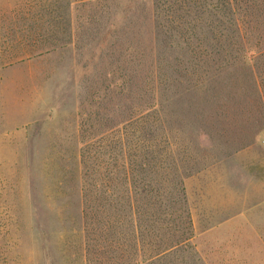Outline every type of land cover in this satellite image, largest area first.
<instances>
[{
	"label": "rangeland",
	"instance_id": "rangeland-1",
	"mask_svg": "<svg viewBox=\"0 0 264 264\" xmlns=\"http://www.w3.org/2000/svg\"><path fill=\"white\" fill-rule=\"evenodd\" d=\"M211 2L0 0V264H122L188 211L152 264H264V26Z\"/></svg>",
	"mask_w": 264,
	"mask_h": 264
},
{
	"label": "trees",
	"instance_id": "trees-1",
	"mask_svg": "<svg viewBox=\"0 0 264 264\" xmlns=\"http://www.w3.org/2000/svg\"><path fill=\"white\" fill-rule=\"evenodd\" d=\"M151 4L153 5V7L155 6V3L159 0H150ZM211 3H208V8L207 11L212 12L213 14H217L218 11L219 13H221L224 16H229L231 17V13L233 15H239V16H243L247 19H249L248 22H240V18L237 19V23L235 24L236 28L235 30H233V33L231 36L225 35L227 39L231 40L234 35L236 34L238 35L240 38L245 39L246 37H249L250 34L253 33V31L256 30H251L248 31V29H246V25L247 23H255L256 24V28L255 29H260L262 27V25L264 26V0H211ZM204 12L202 11V14ZM183 18V16H181ZM177 19V18H176ZM172 20L171 23H181V21L179 20ZM239 20V22H238ZM186 22V21H185ZM184 22H182L181 24H183ZM187 23V22H186ZM242 23H246L245 26H241ZM260 27V28H259ZM141 30V28H140ZM139 30V31H140ZM188 31L190 30V28L187 29ZM192 30V29H191ZM182 31V30H181ZM263 34H264V30H262ZM219 33V32H218ZM257 33V32H255ZM114 33H111V36H113ZM219 35L221 37L224 36V34L219 33ZM258 33L256 37H259L258 40L254 43H249V38L246 42L247 46L249 43V46L246 49H243V52L239 53V57L240 59H243L245 62H248V59H251L252 57H256L259 53V49L262 47V41H263V35H260ZM112 38V37H111ZM119 42H122V37L120 36L118 39ZM117 41V42H118ZM112 43V42H110ZM116 44H114L113 46H115ZM120 45V44H119ZM132 45V43H131ZM121 54H123V50L121 51ZM120 54V55H121ZM216 55L220 54V52H216ZM223 55V54H220ZM232 56L229 53H226L224 55V58L227 59V57ZM127 68V67H126ZM128 74V72H126ZM132 76V75H131ZM132 82V81H131ZM132 86V85H131ZM130 98V96H129ZM141 101H143V97L140 96ZM153 97L148 101L143 102V104H140V113L144 114L147 112L152 111V109H154V107L156 106L155 103H153ZM131 108V105H130ZM128 111V112H127ZM131 109H126L125 111V117L123 118L122 122L120 123H124V122H128L129 121V115L131 114H126L130 113ZM127 115V116H126ZM176 176L178 177V184L180 185V189L178 191V201H182L185 202L186 200V193H185V188L183 186V177H181L179 175V173L177 172ZM128 197L132 198L131 195V188L128 189ZM151 190L148 189H144L142 190V192H135V194H133V196H137L139 195V198L141 197V195H145V197H151ZM128 206H126V208H128V212L130 211V215L132 216V218L135 220L137 218H140L142 215H144L145 217H148L149 219L151 217H153V215H151L150 213L146 214V213H141L138 210V206H136V201L133 202H129L128 201ZM105 206H98L96 209H99L98 211H101L102 209L104 210ZM143 217V216H142ZM179 217V216H178ZM186 218L188 219L189 222V228H190V233L189 235L185 236V234H182L178 237V239H176L174 242H172L171 244H166V246L164 248H162L161 251H158L156 253H152L151 255H147V254H140V248L139 250H137L138 246H141V240L138 238L140 237L139 231L140 228L139 227H135L134 232L137 234V238L134 235V240H135V244L132 246V251H134L133 254H131L132 256V260L129 261L128 258L125 259V261L123 260L122 264H152L154 260L159 259L160 257H165L167 254H169L170 252L176 250L179 247H183L190 239H192V219L190 216V213L188 211V214L186 215ZM151 220V219H150ZM102 247V245H101ZM128 247V246H127ZM137 251H139V253L137 254ZM130 255V254H129Z\"/></svg>",
	"mask_w": 264,
	"mask_h": 264
},
{
	"label": "crops",
	"instance_id": "crops-1",
	"mask_svg": "<svg viewBox=\"0 0 264 264\" xmlns=\"http://www.w3.org/2000/svg\"><path fill=\"white\" fill-rule=\"evenodd\" d=\"M224 221V222H223ZM230 221H233V219L232 218H227V220H222L221 221V223L223 222V223H231ZM193 223H195L194 221H192ZM261 223H263L264 222V218H262V220L260 221ZM222 227V226H221ZM263 237H264V235H263ZM256 238H257V236H256Z\"/></svg>",
	"mask_w": 264,
	"mask_h": 264
}]
</instances>
